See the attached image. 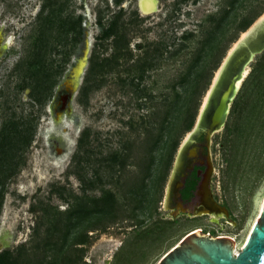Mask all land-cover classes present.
<instances>
[{
	"label": "rangeland",
	"instance_id": "obj_1",
	"mask_svg": "<svg viewBox=\"0 0 264 264\" xmlns=\"http://www.w3.org/2000/svg\"><path fill=\"white\" fill-rule=\"evenodd\" d=\"M138 2L0 0V143L17 145L1 147L0 253L17 264H156L195 229L233 237L241 250L258 220L264 98L249 78L264 50L246 65L224 126L208 147L203 135L195 140L196 161L184 158L200 176L211 158L210 190L227 214L195 217L196 199L172 190L184 171L172 176L216 74L264 17V0H157L148 15ZM64 21L75 30L64 33ZM112 23L116 43H99ZM94 51L104 65L86 84ZM82 58L63 108L62 83ZM36 83L51 88L40 102ZM14 127L30 143L17 142ZM108 194L114 203H97Z\"/></svg>",
	"mask_w": 264,
	"mask_h": 264
},
{
	"label": "water",
	"instance_id": "obj_2",
	"mask_svg": "<svg viewBox=\"0 0 264 264\" xmlns=\"http://www.w3.org/2000/svg\"><path fill=\"white\" fill-rule=\"evenodd\" d=\"M143 1L139 0L138 6L141 11L143 12L144 6L142 5ZM264 25V24H263ZM258 30L260 33H264V26L259 28ZM257 31V30H256ZM259 33V34H260ZM263 35V34H262ZM258 35V39L255 41V43H251V36L250 39L247 42V51L245 54L241 53L239 57V61L235 65L234 68V75L231 78L230 82L227 83V89L221 93L220 95L216 94V97L212 99L215 103V101L218 103V106H220L222 109L226 108V106L229 104V110L230 105L234 98L236 97L237 93L234 95V98L232 100H229L230 93L232 92L231 88L234 86V79L235 77L240 73L242 66L245 64L247 65L249 61L253 59V57L262 52L264 50V35ZM251 43V44H250ZM86 55V51H83L82 56L84 57ZM78 64V61L75 62L74 66H72V69L69 73V78L75 77L74 70L76 69V66ZM69 79H66L63 81L62 85L65 88V91L67 92L65 96L62 98L63 108L66 107V102L69 101L70 98V92L67 88V83ZM215 85V84H214ZM238 92V91H237ZM229 110L227 112L226 118L228 116ZM222 111V110H221ZM210 112L206 113L205 116V123L202 125L196 124L194 130L191 133L193 142L191 144V148H195V140L200 137L201 135L204 136V145L205 147L209 146L210 139L212 135L216 132H218L223 126L226 121L222 119L224 118L223 115L220 112V121L223 123L221 124L219 119H213L210 118ZM221 126L219 127V125ZM185 142V141H184ZM183 144L178 152V158L181 156L183 163V166L180 170L174 171L173 177H175L176 174H178L179 171L184 169V166L187 165V170L193 168V162L188 161L185 162L186 159H189L190 157H196L197 155V149L196 155L190 153V149L188 152H182ZM183 153V155H182ZM186 157V159H184ZM209 156H206V162L207 166L204 171V173L201 175V180L197 186L196 192H195V199L196 203L195 205L204 204V201L202 199V191L206 190L209 197V202L213 205V207L218 208L219 210H222L224 214H227V211L224 207L219 205L213 198V195L210 190V179L213 172L212 163L210 162ZM182 187V181L180 180H174L173 182V194L175 196H178L179 189ZM194 215V213H192ZM217 222V221H213ZM156 264H264V201L262 204L261 212L258 217V220L255 222L251 233L242 247L241 250L238 251L237 254H235V242L228 236H214L210 233H205L201 229H195L191 232L186 233L179 241H177L158 261Z\"/></svg>",
	"mask_w": 264,
	"mask_h": 264
},
{
	"label": "bare ground",
	"instance_id": "obj_3",
	"mask_svg": "<svg viewBox=\"0 0 264 264\" xmlns=\"http://www.w3.org/2000/svg\"><path fill=\"white\" fill-rule=\"evenodd\" d=\"M142 1H143L142 5L144 6L142 14L148 15V14H151V13L156 11L157 5H158L157 0H142ZM263 24H264V17L257 22V24L250 30L249 33L242 35L241 40L237 44L235 50L231 52V54L227 58L224 65L221 67V69L216 74L213 85L210 88L208 94L206 95L204 102H203V105L201 107V110H200V113H199V116L197 119L198 125L199 124L202 125V123L203 124L205 123V120H206L205 116H206V113H208V112H210V116H209L210 118H213V119L217 118V120L219 119L220 112H221V114L224 117L222 119L225 120L227 112L229 110V104L226 106V108L222 109L220 106H218V103L216 101L214 103L211 100L214 99V97H216V94L220 95L221 93H223L227 89V83H229L231 78L233 77L235 65L239 61V57L241 55L240 51H241L242 45L247 44L248 40L250 39V33H253L256 30H260L259 28L263 27L264 26ZM237 47H238V50H237ZM86 55H88L87 52H86ZM84 64H85V60L83 58L80 61L78 60V64L76 66V69L74 70L75 77H73L72 79H69V77L67 76V78L69 79V81L67 83L68 84L67 88L69 89L70 93H73L75 91V88H76L75 84L78 82V80L80 79V77L82 75V72H83L84 67H85ZM246 73H247V68H246V65L244 64L242 66L240 73L234 79L235 84L231 88L232 92L230 93L229 100H232L234 98V95L237 93V91L240 87V84H241L242 80L244 79ZM65 79H64V81H65ZM60 89H62V86L58 88V90H60ZM219 121H220V119H219ZM220 123L222 124L223 120H222V122L220 121ZM221 124L219 125V127L221 126ZM192 142H193V138H192L191 133H189V134H187V136L185 138V142L183 143V148H182L183 153L189 151V149L191 148ZM196 149L198 150V148H196ZM196 149L191 148L190 153L196 155V151H195ZM183 153H182V155H183ZM181 158H182L181 156L179 158L177 156L174 171L180 170L181 167L183 166L184 162L182 161ZM208 158L211 162V158L210 157H208ZM202 199L204 201V204H206V206L203 204L194 205L193 209H192L194 212V216L195 217H201V216L208 215V216H210L212 221H218L219 218L222 216V214H224L223 211L219 210L218 208L213 207L211 202H209L210 200H209L208 193L206 190L202 191ZM261 208H262V204L260 206L258 217L260 215ZM230 238L232 240H234V242H235V254H237L239 250L237 248L236 239L233 237H230Z\"/></svg>",
	"mask_w": 264,
	"mask_h": 264
},
{
	"label": "trees",
	"instance_id": "obj_4",
	"mask_svg": "<svg viewBox=\"0 0 264 264\" xmlns=\"http://www.w3.org/2000/svg\"><path fill=\"white\" fill-rule=\"evenodd\" d=\"M124 1L125 0H113L116 6H120ZM62 24H63L62 28H64L63 30H65L64 33L72 32L75 30L74 23L70 24L68 21H64L62 22ZM116 30H117V27H115V23H112L110 26L105 28L102 34L98 37V41L100 40L99 43H101L103 40H108L111 37L115 38L114 43H116V36H117ZM80 33H82V31ZM117 46H119V44H117ZM121 47L124 48L126 47V45L121 44ZM103 65L104 64L98 60L96 51H94L89 58V68H88L86 77L84 79V82H86L87 84L90 82V80L93 81L97 75V72L99 73L101 71ZM251 79H252L251 85H253V87L250 89V92L253 93L255 91L256 93L260 94L259 97L264 98V54H262V56L256 61L255 68L252 70L250 74L249 80ZM249 80L244 83L242 89L240 90L237 100L235 102L236 104H234L235 105L234 107L238 108L239 106L238 102L241 101L244 94H246L244 93V92H247V87L245 85L248 84ZM36 85L37 86L33 90L34 94H36L34 97L37 102H40L41 98H39L38 96L42 92L48 93L51 88L48 89L46 86L43 87L42 86L43 83H36ZM14 129H15V134L13 135V137L14 139H17V142H23L24 144H28V142L30 143L28 137L24 135L23 132H20V130H18L17 127H14ZM9 145H12L13 147L17 146L16 144L9 143V141H3L2 143H0V155H4V153L1 152V147L9 146ZM8 171L10 172L11 169L9 168ZM197 171L198 169H194L191 175L187 177L186 179L185 189L183 190V193H182L183 197L186 200H190L194 196V191L196 190V187L200 180V178L197 175ZM98 201L102 202L103 206L104 205L110 206V203H114L115 198L112 194H108L105 197L101 198L100 200H97V203L99 204ZM78 212L80 213L81 211H78ZM97 212H104V209H102V207L98 205ZM73 213L75 212H71L69 214V217H71ZM78 244H82V243H78ZM0 264H17V262L12 258V255L10 254V252L3 251L0 253Z\"/></svg>",
	"mask_w": 264,
	"mask_h": 264
},
{
	"label": "flooded vegetation",
	"instance_id": "obj_5",
	"mask_svg": "<svg viewBox=\"0 0 264 264\" xmlns=\"http://www.w3.org/2000/svg\"><path fill=\"white\" fill-rule=\"evenodd\" d=\"M62 106H63V105H62ZM197 158H198V156L195 157V158H192V159H195V161H196ZM192 164H193V168H192V169L187 170V168H186L187 165H185V166H184V169H183V171H184V175H183V176H184V177H183V179H181V181H182V187H181V188L179 189V191H178V192H179V194H178V198L181 200V202L189 201V200H186V199L183 197V194H182V193H183V190L185 189V182H186V179H187V177H189V176L191 175V173L193 172L194 169H198V171H197V175H198V177H199L200 180H201V176H200V174H199V171H201L202 168H201V167H198L197 165H195L196 163H195V164L192 163ZM205 169H206V168H205ZM205 169H204V171H205ZM204 171H203V172H204ZM202 174H203V173H202ZM200 180H199V182H200ZM199 182H198V184H199ZM197 186H198V185H197ZM196 189H197V187H196ZM195 192H196V190L194 191V196H193L194 198H195ZM193 197H192V198H193ZM192 198H191V199H192ZM191 199H190V200H191ZM179 204H180V206L183 207L182 203H179ZM194 205H195V204H194ZM194 205H193V206H194ZM193 206H192V209H193ZM180 208H181V207H180ZM180 208L178 209V210H179L178 213H184L185 211H183V210L180 209ZM192 209L190 210V212H191V213H194ZM182 211H183V212H182ZM206 216H208V215H206ZM203 232H204V231H203ZM205 233H206V232H205Z\"/></svg>",
	"mask_w": 264,
	"mask_h": 264
}]
</instances>
